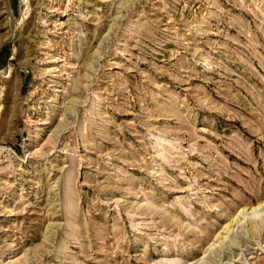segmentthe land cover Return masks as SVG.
Segmentation results:
<instances>
[{"label":"rangeland","instance_id":"374dc122","mask_svg":"<svg viewBox=\"0 0 264 264\" xmlns=\"http://www.w3.org/2000/svg\"><path fill=\"white\" fill-rule=\"evenodd\" d=\"M0 264H264V0H0Z\"/></svg>","mask_w":264,"mask_h":264},{"label":"bare ground","instance_id":"6f19581e","mask_svg":"<svg viewBox=\"0 0 264 264\" xmlns=\"http://www.w3.org/2000/svg\"><path fill=\"white\" fill-rule=\"evenodd\" d=\"M227 227V226H226Z\"/></svg>","mask_w":264,"mask_h":264}]
</instances>
